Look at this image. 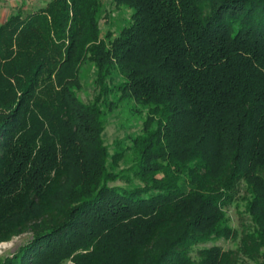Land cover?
Here are the masks:
<instances>
[{"label": "trees", "instance_id": "trees-1", "mask_svg": "<svg viewBox=\"0 0 264 264\" xmlns=\"http://www.w3.org/2000/svg\"><path fill=\"white\" fill-rule=\"evenodd\" d=\"M113 1L118 34L102 0L0 23V244L32 234L0 264H264V0ZM128 102L145 120L120 169L104 132ZM241 185L253 229L194 258L239 238Z\"/></svg>", "mask_w": 264, "mask_h": 264}, {"label": "rangeland", "instance_id": "rangeland-1", "mask_svg": "<svg viewBox=\"0 0 264 264\" xmlns=\"http://www.w3.org/2000/svg\"><path fill=\"white\" fill-rule=\"evenodd\" d=\"M51 0H0V23L13 14L17 13L20 9L25 11H37L40 8H44ZM103 12L102 15L105 18L102 20V26L104 32L113 30L115 34H118L122 28L128 26L133 10L128 7H116L113 0H102ZM95 68L92 65H86L81 74L82 89L77 92L80 99L85 103H91L97 94V88L94 83ZM119 78H116V83L119 82ZM139 107L133 102L123 103L113 113H108L106 116V130L104 132V139L110 146V151L113 153L115 143H119V146L128 148L131 145V138L139 134L145 117L139 114ZM127 151V149H126ZM132 153L127 151L126 157L120 163V169L129 168L132 165ZM122 184L118 182L117 185ZM245 194L244 185H241L235 201L233 204L227 206L225 211L230 221V225L237 230L239 238L237 240L218 239L214 242L199 245L194 248L192 256L197 257V251L202 248H210L212 246H219L223 250H236L240 246L241 237L243 231L252 230L253 223L248 214L244 212V201L242 200ZM32 238L30 232L24 233L18 237L13 238L9 242L0 244V261L6 257H9L17 252V250L28 242ZM64 264H71L66 262ZM241 264H254L247 258H242Z\"/></svg>", "mask_w": 264, "mask_h": 264}, {"label": "crops", "instance_id": "crops-1", "mask_svg": "<svg viewBox=\"0 0 264 264\" xmlns=\"http://www.w3.org/2000/svg\"><path fill=\"white\" fill-rule=\"evenodd\" d=\"M7 18H8V17H7ZM7 18H6V19H7ZM6 19H5V20H6Z\"/></svg>", "mask_w": 264, "mask_h": 264}]
</instances>
